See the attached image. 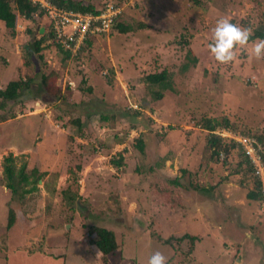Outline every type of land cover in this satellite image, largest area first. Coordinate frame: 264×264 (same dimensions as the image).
Masks as SVG:
<instances>
[{
	"label": "rangeland",
	"instance_id": "374dc122",
	"mask_svg": "<svg viewBox=\"0 0 264 264\" xmlns=\"http://www.w3.org/2000/svg\"><path fill=\"white\" fill-rule=\"evenodd\" d=\"M128 2L122 22L148 28H112L68 59L51 40L32 51L49 31L45 14L19 16L16 35L0 23V73L20 68L0 88L31 80L18 99L0 100V264H147L157 250L168 264H264V184L263 198L249 199L254 170L237 148L212 157L204 127L229 119L241 133L264 129V59L249 55L251 42L227 65L208 49L221 17L252 34L264 28V0ZM164 69L173 88L156 100L146 76ZM7 159L43 173L18 204ZM91 224L114 230L107 256Z\"/></svg>",
	"mask_w": 264,
	"mask_h": 264
},
{
	"label": "trees",
	"instance_id": "16d2710c",
	"mask_svg": "<svg viewBox=\"0 0 264 264\" xmlns=\"http://www.w3.org/2000/svg\"><path fill=\"white\" fill-rule=\"evenodd\" d=\"M51 3L63 7L67 10L71 11H80V12H92V13H98L105 5L107 1H105L102 8H98L95 6L92 2H85L84 0H49ZM120 5H128L130 2L128 0H115ZM44 15L45 12L43 9L40 8L39 4L34 3L32 0H0V20H3L7 26L8 29L11 30V33L13 35H16V26H17V20L19 16H23L28 20H35L36 15ZM123 14H120L116 21L114 22L112 28H117L119 31H122V29H129L134 30L137 29H144L148 28L149 24L145 23L144 21H139L137 23V26L134 27L133 25H126L124 22H122ZM112 30V29H111ZM110 30V31H111ZM104 34V33H100ZM99 34V35H100ZM53 38L52 32L49 30L44 33L40 39H37L34 42L35 48L32 51L38 52L40 50H43V44L51 40ZM256 38H264V28L261 27L257 29L252 34V40ZM92 43L91 38H88L82 49L79 51V53L86 47L89 46ZM60 53L64 54L65 57L72 58L74 55L71 52L63 51L59 48ZM192 51V50H191ZM192 53H189L187 57L190 60H196L195 56H191ZM38 61H42L43 55L39 53L38 55ZM42 83L46 86L47 84V76L45 73L40 74ZM147 81L150 84L157 85L159 89L153 91L154 99L158 100L161 99L164 96V92L167 89H172L173 85L171 82L170 73L164 69L160 72H154L151 74H148L146 76ZM31 80L29 79H18L10 81L5 89L0 88V100L9 101V100H15L21 97V86H28L30 84ZM31 85V84H30ZM21 88V89H20ZM24 88V87H23ZM134 113H138L137 110H135ZM105 116H103L104 118ZM230 120L225 119L223 122H218L216 120L207 119L205 123V128L209 130V134L207 136V143L210 145V148L212 149V157H220L222 153L226 152L229 155V152L234 149H238L240 160L239 164L240 166H246L248 170H253V166L250 163L247 156L244 154L243 150L235 143H226L225 139L221 137L220 135H217L213 133L217 129V127H224L229 128L230 126ZM234 129L237 130L235 126H232ZM246 134H253L256 135L263 143H264V129H255L254 131H244ZM137 148L141 150V152L144 153V142L141 137L137 139V144L135 145ZM12 159L11 157H9ZM7 163H5L4 167V173L6 177V186L12 189L13 196L15 195L17 200L16 204H18L22 199L26 196L27 193H31L38 188V182L42 179L43 173L40 171H37L36 169H33L31 173L26 172L25 166L21 167L20 169H16V166L14 165V162L9 163V159L6 160ZM123 161V157H119V159H113L112 163L115 164L118 168H120ZM29 184H32L31 187H27ZM263 180L259 177H254V187L250 189L248 192V198L254 201H259L263 198ZM65 192V191H64ZM67 198V197H66ZM16 207L10 206L9 209V215H8V224L7 227L11 228L12 225L16 221ZM90 234L92 235L93 243L98 247V249L103 253V255L107 256L111 252H113L117 248V242L115 239V232L114 230L107 228L105 226H97L95 224L90 225ZM192 239H194V236H191Z\"/></svg>",
	"mask_w": 264,
	"mask_h": 264
},
{
	"label": "built area",
	"instance_id": "2783aa9c",
	"mask_svg": "<svg viewBox=\"0 0 264 264\" xmlns=\"http://www.w3.org/2000/svg\"><path fill=\"white\" fill-rule=\"evenodd\" d=\"M32 1L39 4L49 20V30L53 34L51 42L58 50L60 48L73 55L79 53L88 38L110 32L117 17L124 13L127 6L109 0L98 13H92L67 10L49 0ZM213 133L237 144L252 164L254 175L264 180V143L256 135L222 127Z\"/></svg>",
	"mask_w": 264,
	"mask_h": 264
},
{
	"label": "clouds",
	"instance_id": "9594fccd",
	"mask_svg": "<svg viewBox=\"0 0 264 264\" xmlns=\"http://www.w3.org/2000/svg\"><path fill=\"white\" fill-rule=\"evenodd\" d=\"M211 41L208 49L220 64L233 63L240 48L252 44L249 55L256 60L264 59V39L252 40V29L233 23L227 16L219 18L211 30ZM147 264H168V258L160 251L149 257Z\"/></svg>",
	"mask_w": 264,
	"mask_h": 264
},
{
	"label": "crops",
	"instance_id": "0c3cea01",
	"mask_svg": "<svg viewBox=\"0 0 264 264\" xmlns=\"http://www.w3.org/2000/svg\"><path fill=\"white\" fill-rule=\"evenodd\" d=\"M2 22H4L3 20H0V23H2ZM22 64H25V62L24 63H22ZM22 64H19L20 66H23ZM17 66V67H16ZM15 67H13L12 66V64H8L7 65V68L5 69V71L3 72L2 71V73H0L1 75H4V76H0V83H2V82H6V81H4V80H11L12 78H9V79H7V77H8V74L9 73H14V71H16V70H18V69H20V68H18L19 66L18 65H16ZM23 68H26V64L24 65V67ZM7 83H8V81H7ZM1 88H2V86H1ZM30 101H33L31 98L29 99V103L28 104H30Z\"/></svg>",
	"mask_w": 264,
	"mask_h": 264
},
{
	"label": "water",
	"instance_id": "95a60500",
	"mask_svg": "<svg viewBox=\"0 0 264 264\" xmlns=\"http://www.w3.org/2000/svg\"><path fill=\"white\" fill-rule=\"evenodd\" d=\"M41 31H43V29Z\"/></svg>",
	"mask_w": 264,
	"mask_h": 264
}]
</instances>
